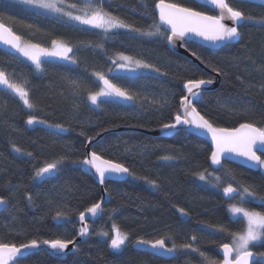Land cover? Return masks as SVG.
I'll return each mask as SVG.
<instances>
[{
    "label": "trees",
    "instance_id": "obj_1",
    "mask_svg": "<svg viewBox=\"0 0 264 264\" xmlns=\"http://www.w3.org/2000/svg\"><path fill=\"white\" fill-rule=\"evenodd\" d=\"M185 7H193L208 15L211 9L193 0H166ZM68 3L78 0H67ZM158 0H108L105 9L142 28L157 18L154 5ZM257 18L264 17V7L242 1H228ZM11 5V6H8ZM79 6V4H78ZM0 13L13 20H5L16 34L49 46L53 38H62L74 48L79 67L69 71L63 61L44 65L45 71H34L31 63L0 49V69L12 78L28 81L26 87L35 104L25 108L18 97L0 90V197L7 206L0 212V242L28 243L32 239H76L80 212L100 202L101 188L92 176L84 172L80 163L86 156L88 138L108 132L91 145L105 159L122 163L135 175L126 181H108L105 189L110 200L94 221H88L89 236L79 242V248L66 259L50 256L46 251L28 254L22 264H202L198 253L180 246L194 243L210 258L222 262L220 245L231 243V233L245 228L243 219H234L229 213L231 204L264 212V170L253 171L243 166L223 162V167L210 166L211 145L193 134L180 132L174 137H152L139 129L154 131L162 124L172 123L179 99L185 95L184 83L190 79H212L220 76L219 87L204 92L194 101L196 108L206 114L215 126L233 128L252 122L264 127V26L245 22L236 44L220 50L207 49L196 43H187L189 52L207 69L191 59L171 51L163 36L140 37L124 33L109 39L86 32L68 24L43 17L26 5L4 0ZM38 25L39 32L27 25ZM163 30V29H162ZM124 32V30H121ZM103 43V49L85 47L81 42ZM124 52L143 59L160 69V73L110 74L109 78L126 87L137 98L129 106L104 103L91 105L86 95L74 94L67 78H79L88 87L98 88L91 76L93 71L113 67L109 57ZM166 73V75H165ZM36 115L48 125H63L66 131L42 125L30 126L28 116ZM123 129L113 132L114 130ZM13 144L22 152L13 150ZM31 152L32 156L27 153ZM171 156V160L161 157ZM65 157L60 171L41 180L35 177V167L44 161ZM264 158V157H263ZM203 173L205 180L199 179ZM215 179H211V175ZM156 180L154 187L144 179ZM219 177L217 180L216 178ZM249 187L254 198H226L223 188ZM31 196V201L28 197ZM184 209L187 215L181 214ZM57 211L64 213L56 218ZM113 224L128 233L127 246L120 250L110 248ZM223 227L226 231L220 232ZM107 232L105 236L102 233ZM197 237L196 242L191 236ZM165 238L166 245L177 246L168 258L150 251L137 249L139 239ZM255 253L264 252L260 242L251 247ZM256 264H264L259 259Z\"/></svg>",
    "mask_w": 264,
    "mask_h": 264
},
{
    "label": "snow or ice",
    "instance_id": "obj_2",
    "mask_svg": "<svg viewBox=\"0 0 264 264\" xmlns=\"http://www.w3.org/2000/svg\"><path fill=\"white\" fill-rule=\"evenodd\" d=\"M22 5L35 10L38 15L43 17H51L55 22L68 24L73 28H78L86 32L99 30L97 35L102 39H109L116 35L124 33H136L140 37L158 38L163 36L167 43L175 45L177 41H186L190 37H200L212 44H223L228 46L232 42H236L241 37L240 28L245 22H256L264 26V17L257 18L245 11L233 7L228 0H204L205 6L211 5L214 10H218V15H208L204 11H199L193 7H185L176 3H169L166 0H158L154 8L158 12V19L153 18L152 24L147 28L139 27L129 23L126 19L114 15L105 9L108 0H78V2L68 3L67 0H18ZM79 4V6H78ZM259 5L264 7V0H259ZM0 6H4V0H0ZM11 6V5H8ZM11 16H5L0 13V43L12 49L15 53L26 58L31 62L34 71L43 73L44 65L55 61L65 62V66L69 71L72 67H79V61L76 53L80 51L77 47L74 51L73 46L62 38H53L50 45L45 47L40 43H33L25 40L23 36L16 34L12 27L6 26L5 20H13ZM225 20H230L232 25L229 26ZM30 30L39 32L38 25L28 24ZM163 29V30H162ZM124 30V32H121ZM83 46L93 49H103V43L93 44L92 42H81ZM195 56L196 53H193ZM113 67L105 71H93L91 76L98 83V88L88 87L79 78H67L74 94L83 92L91 105L97 108L104 103H115L119 101H133L137 97L133 95L126 87L114 83L109 78L110 74L119 73H136L142 71H153L160 73V69L153 64L145 62L143 59L124 52H118L114 57H109ZM259 70L264 71V66ZM166 75V73H165ZM13 74H9L0 69V88L6 92H10L19 98L23 106L29 110L35 108V104L30 98V91L26 87L28 81L21 78L16 80L12 78ZM212 79H190L187 80L183 87L187 90V95H182L179 99V107L175 111L172 123L161 125L162 130L176 129L177 126H187V130H201L210 134L211 141L214 145L210 154V161L213 165L223 167L221 161L231 158L233 155L241 157L251 162L254 166L264 168V158L258 155V152L264 153V127H258L255 123L244 122L238 127L225 128L215 126L214 123L202 114L195 106L193 101L198 100L202 91L206 86L211 85ZM264 89V86H262ZM28 125L47 124V121L39 120L36 115L30 114L26 121ZM49 127L66 131L63 125L55 124ZM91 143V138H88ZM13 150L17 153L22 149L13 144ZM32 156L31 152L27 153ZM163 160H171V156L161 157ZM65 162V157H59L51 161H44L41 166L35 167V177L46 178L60 171V166ZM94 169L101 184L106 179L112 177L134 176L135 174L124 164L116 163L112 160L105 159L103 155L97 151L89 149L83 160L73 161ZM144 179L152 186H157L156 180H148L147 177H137ZM200 180H205L203 173L199 174ZM217 180L219 177L216 178ZM226 197L235 199L240 197L241 202H245L246 198L256 197V193L251 191L249 187L240 188L233 187L232 183H228L223 188ZM31 201V196L28 197ZM264 202V197H260ZM7 204L4 197H0V205ZM104 210L101 203H92L84 212L79 213L80 221H85V215L90 214L92 217L99 216ZM181 214L187 215L184 209H179ZM229 211L233 218L243 219L245 228L241 232L231 233V243H223L220 247L223 250L224 259L222 262L210 258L194 243H185L180 247L185 250H191L198 253L202 258V264H256L254 255L264 257V252L255 253L250 250V246H254L260 242L264 246V212L249 210L245 207L231 204ZM64 213L57 211L56 218H63ZM114 235L110 237V248L120 250L128 241V233L121 231L118 225L112 226ZM220 232L226 231L223 227ZM89 229L85 223L79 229L81 237L87 236ZM105 236L107 232L102 233ZM191 241L196 242L197 237L191 236ZM138 245H145L154 250L153 254L159 252L173 253L177 250V246L173 243L172 247H168L165 238H157L154 240L139 239L135 242ZM42 245H46L51 250L50 255H63L69 249V245H73L77 249L79 246L74 239L54 238L37 240L32 239L28 243H21L19 246L15 243L0 242V264H22L26 254L32 249H40ZM234 254V255H233Z\"/></svg>",
    "mask_w": 264,
    "mask_h": 264
},
{
    "label": "water",
    "instance_id": "obj_3",
    "mask_svg": "<svg viewBox=\"0 0 264 264\" xmlns=\"http://www.w3.org/2000/svg\"><path fill=\"white\" fill-rule=\"evenodd\" d=\"M193 1H195L196 3H198L200 5L205 6L204 0H193ZM228 1H242V2H247V3L259 5V0H228ZM166 2H169V1H166ZM169 3H172V2H169ZM205 7L211 9L216 15L219 14L218 10H214L213 6L207 5ZM156 12H157V10H156ZM157 16H158V12H157ZM225 23L228 24L229 26L232 25V22L230 20H225ZM239 40H240V38H239ZM238 41L232 42L229 45L236 44ZM187 43H196V44H199V45H201V46H203V47H205L207 49H211V50H220L223 47H225V45H223V44H212L211 42L205 41V40H203L200 37H190V38H187L186 41H177L175 45L168 44V47H169V49L171 51L191 59L193 62L197 63L201 68H203L204 70L209 71V72H210V70L207 69L205 67V65H203L191 52H189L187 50V48L185 47V44H187ZM0 49L3 50L4 52L8 53L9 55H12V56H18L19 55V53H15L12 49L8 48L7 46H5L2 43H0ZM214 76H215L214 80H213L214 82L211 85L206 86V88L202 91V94L204 92H207V91H214V90H216L219 87L220 76L217 73ZM0 90L4 91L2 88H0ZM184 91H185V95H187L188 93H187V90L185 88H184ZM4 92H6V91H4ZM131 102L132 101H119L118 103L121 104V105H124V106H129L131 104ZM193 103H194V101H193ZM120 130H123V129L114 130L113 132L120 131ZM138 131L143 132V133H145V134H147L149 136H152V137H166V138L174 137L175 135H177L180 132H186V133L193 134V135H195V136H197L199 138H202V139L206 140L211 145L212 150L214 148V145H213V143L211 141L210 134H207V133H205V132H203L201 130H194V131L187 130V126H179L178 125L176 129H171V130H162V128H159V129L154 130V131H148V130H143V129H139ZM106 133H108V132H105V133H102V134L98 135L95 139L91 140V143L88 142V145H87V148H86V154H87V151L89 149H91V145L94 144L95 142H97L98 140L102 139ZM257 154L261 155L262 158L264 157V153L258 152ZM223 162L234 163V164L243 166V167L248 168V169L253 170V171L262 170L261 167L254 166L251 162L246 161L243 158L237 157L235 155H233L231 158L223 159L221 161L222 165H223ZM210 166H211V168L213 170H219L221 168L220 166L213 165L211 163V161H210ZM81 168H82V170L84 172H86L87 174L92 176V178H94L95 181L100 186L102 198H101L99 203H101L102 209H103L104 204L107 203L110 200L109 193H107V191L105 189V183L108 182V181L123 182V181H126L130 177V176H123V177L116 176V177H112V178L106 179L105 182L103 184H101L99 179H98L97 174H95L94 169H91L88 166H85L83 164H81ZM54 175H55V173L52 176H54ZM52 176H50V177H52ZM46 178H49V177H46ZM46 178H40V179L43 180V179H46ZM226 198H229V197H226ZM6 206H7V204L0 205V212ZM99 216L92 217L90 214L86 213L85 221H83V222L80 221L79 216H78L77 222L79 223L80 228H81L82 226H84L85 223L88 226V221H91V222L96 221L99 218ZM113 235H114V232H113ZM88 236H89V234L87 236H84V237H81L80 235H78L77 238L75 239L76 244L79 243V242H84L85 240H87ZM134 247L137 248V249H143V250H147V251H150V252L154 253L153 249H151L150 247L145 246V245H138V244L134 243ZM75 249H76V247H74L73 245H69V249L67 250L66 254H63V255H50L49 253L51 252V250L48 249L46 245H42L40 249H32V250H30V252L27 253L26 256L28 254L37 253V252H41V251H46L50 256H52L54 258L66 259V257L68 255H70L71 253H73L75 251ZM220 254H221V256L224 259L222 248H220ZM254 254H255V252H254ZM156 255L168 258V257L173 256L174 252L173 253L159 252ZM254 260L257 261L258 260V256L254 255Z\"/></svg>",
    "mask_w": 264,
    "mask_h": 264
},
{
    "label": "rangeland",
    "instance_id": "obj_4",
    "mask_svg": "<svg viewBox=\"0 0 264 264\" xmlns=\"http://www.w3.org/2000/svg\"><path fill=\"white\" fill-rule=\"evenodd\" d=\"M14 1H17L18 2V0H14ZM19 57L20 58H22V59H24V60H26V61H28L26 58H24V57H22V56H20L19 55ZM29 63H31L30 61H28ZM138 73H155V72H153V71H142V72H136V73H125V74H138ZM119 74H122V73H119ZM94 106V105H93ZM96 107V106H95ZM35 125H42V126H46V127H49V125L48 124H39V123H37V124H33V125H30V126H35ZM263 170H264V168H263ZM211 179H215V176L212 174L211 175ZM238 206H242V205H238ZM243 207V206H242ZM228 210H229V208H228ZM229 213H230V211H229ZM231 214V213H230ZM231 216H232V214H231ZM232 218H233V216H232ZM234 219H238V218H234ZM258 243V242H257ZM256 243V244H257ZM127 246V241H126V243H125V245L122 247V249L124 248V247H126ZM251 247L252 246H250V249H251ZM259 259L260 260H262V261H264V257H259Z\"/></svg>",
    "mask_w": 264,
    "mask_h": 264
}]
</instances>
